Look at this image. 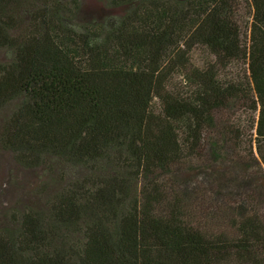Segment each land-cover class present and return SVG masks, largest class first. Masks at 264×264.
<instances>
[{
  "label": "trees",
  "instance_id": "trees-1",
  "mask_svg": "<svg viewBox=\"0 0 264 264\" xmlns=\"http://www.w3.org/2000/svg\"><path fill=\"white\" fill-rule=\"evenodd\" d=\"M82 1L0 0V147L38 183L35 201L0 213V264H264L255 211L230 237L185 222L168 196L234 101L264 171V0H101L120 10L92 19ZM238 66L245 83L227 75ZM227 182L185 186L197 205L228 204Z\"/></svg>",
  "mask_w": 264,
  "mask_h": 264
},
{
  "label": "rangeland",
  "instance_id": "rangeland-1",
  "mask_svg": "<svg viewBox=\"0 0 264 264\" xmlns=\"http://www.w3.org/2000/svg\"><path fill=\"white\" fill-rule=\"evenodd\" d=\"M102 4L101 0H83V13L80 17L92 19L98 11L103 14L109 10L114 12L120 10L110 9L106 5L105 8L100 9ZM237 19H239L240 29L242 32L245 31L248 20L245 8L239 11ZM2 57L3 54L0 51V59ZM204 62H207L204 55L191 59V63L195 66L202 67ZM208 62L211 63L212 60L209 59ZM227 75L232 76L236 82L245 83V74L240 66L228 70ZM174 83H178L176 79ZM231 105L215 114L216 131L211 132L206 138L207 144L202 154L210 155L212 149H215L216 155L202 157L206 160L197 159L198 161L185 162L182 166L188 171L186 169L175 171L174 176L169 178L168 196L169 199L175 197L181 200L182 218L185 222H193L195 226L208 233H224L235 237L237 236V222L249 215L250 210L255 211L258 217L264 220V171L254 164L253 157L258 160L255 149L253 148L255 156L248 151V143L253 131L249 127L251 118L246 114V104L238 100ZM10 107L1 111L0 124ZM241 130L244 132L242 141L236 138L238 131ZM240 142H244L241 144L244 149H238L237 143ZM215 171L217 173L225 171L229 178V183L227 182L228 184L221 188V191L225 193L223 197L229 200L228 204L217 201L219 198L210 199L208 197L207 205L203 204V200H200L198 205L193 203L188 195L187 186H185L186 181L191 176L193 179H202L208 172L213 175ZM37 187L34 172L22 169L13 160L12 154L0 147V213L4 207L13 206L15 209H20L23 205L35 201L36 197L31 191ZM172 188L175 190L172 191ZM240 202L243 203L239 204ZM4 219L3 215L0 216V221Z\"/></svg>",
  "mask_w": 264,
  "mask_h": 264
}]
</instances>
